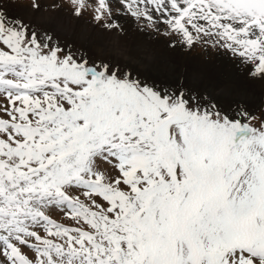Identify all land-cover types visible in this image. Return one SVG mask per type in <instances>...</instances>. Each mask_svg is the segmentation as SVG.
Instances as JSON below:
<instances>
[{
	"label": "snow or ice",
	"instance_id": "6c2138e0",
	"mask_svg": "<svg viewBox=\"0 0 264 264\" xmlns=\"http://www.w3.org/2000/svg\"><path fill=\"white\" fill-rule=\"evenodd\" d=\"M70 4L264 80V0ZM236 103L97 63L0 0V264H264V115Z\"/></svg>",
	"mask_w": 264,
	"mask_h": 264
},
{
	"label": "rangeland",
	"instance_id": "374dc122",
	"mask_svg": "<svg viewBox=\"0 0 264 264\" xmlns=\"http://www.w3.org/2000/svg\"><path fill=\"white\" fill-rule=\"evenodd\" d=\"M39 10L31 7L32 0H7L10 11L34 30L54 34V43L62 40L65 45L79 49L88 58L98 57L94 49L99 46L104 49V59L107 62L116 58L121 64H131L139 72L151 74L161 79L176 80L178 83L202 85L210 90L222 92L219 82H223L229 89V94H224L225 102L231 103L235 109L238 102L257 117L254 124L264 115V80L252 78L247 74V68L239 59L224 51L197 45L192 49L176 44L170 46V38L151 29H144L133 19L121 16L118 20L121 30H105L96 25L91 17L85 13L76 17L72 13L70 0H37ZM59 12L61 22L69 17L68 29L72 31L71 37H62L57 30L53 33V26L40 25L39 15H56ZM46 13V14H45ZM42 16L43 21H45ZM49 17V16H47ZM57 26V21L51 17ZM59 21V19H57ZM66 26V23H63ZM58 28V26H57ZM86 34L87 41L83 40ZM116 44V48L112 46ZM126 56V57H125ZM145 57V59H144ZM139 64V65H138ZM221 95V94H220Z\"/></svg>",
	"mask_w": 264,
	"mask_h": 264
},
{
	"label": "bare ground",
	"instance_id": "6f19581e",
	"mask_svg": "<svg viewBox=\"0 0 264 264\" xmlns=\"http://www.w3.org/2000/svg\"><path fill=\"white\" fill-rule=\"evenodd\" d=\"M54 13L56 15H53V16H50V15H45L44 16V14L42 15V13H41L39 15V21H38L39 24L45 26L48 23L49 25L53 26V20L51 19V17H53L57 21V26H58V28H57V26L55 24V30H57L62 37H65V38L71 37L72 31H70L68 29L69 24H68V21H67L69 19V17L67 16V20L65 19L63 22H61V18L58 15L59 12L56 11ZM42 16H44L45 21H43ZM47 16H49V17H47ZM57 19H59V21ZM63 23H66V26ZM82 39L87 41L86 34L83 35ZM57 43H59L62 46L65 45V43L62 40H58ZM112 48L115 49L116 48V44L113 45ZM73 50H76V49H73ZM94 52L97 53L98 57H93V55H92V57L90 58L91 60H95L97 63H99L101 61L107 62L109 60V59H104L103 58L104 49H102L100 46L97 49H94ZM144 59H145V57H144ZM115 60H116V58L114 60H112V61L113 62H116ZM219 84H220L219 85V89H221V91L223 89V91L222 92L215 91L217 95H220V94H229L230 93V89L223 82H221V83L219 82Z\"/></svg>",
	"mask_w": 264,
	"mask_h": 264
}]
</instances>
